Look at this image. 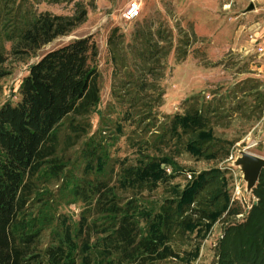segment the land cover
Returning <instances> with one entry per match:
<instances>
[{
	"label": "trees",
	"instance_id": "1",
	"mask_svg": "<svg viewBox=\"0 0 264 264\" xmlns=\"http://www.w3.org/2000/svg\"><path fill=\"white\" fill-rule=\"evenodd\" d=\"M40 1L67 0H0V66L7 54H34L86 14L83 6L71 14L39 10ZM192 32L177 25L174 43L172 27L158 18L137 21L128 41L119 26L109 29L105 46L112 64L110 95L125 106L127 120L150 132L137 142L136 160L123 161L115 171L114 183L103 129L91 130L89 119L99 103L97 46L91 34L49 48L29 63L17 86L18 98L0 104V264H193L200 244L180 248L187 234L195 231L203 238L220 215L240 212L232 205L227 177L219 167L194 173L182 187L173 183L171 196L161 200L144 195L161 182L170 183L179 169L172 155L152 153L161 145L174 140L176 149L206 159L217 157L222 145L209 101L196 99L166 125L155 124L167 57L173 51L177 62L184 59ZM3 41L10 42L8 51ZM75 145L84 174L69 176L64 187L72 200L83 204L78 218L71 222L47 215V199L40 197L45 209L28 213L37 183L63 178V154ZM119 187L132 194L123 197ZM252 193L256 201L244 219L225 226L214 264H264V167ZM49 225L51 237L42 244V231Z\"/></svg>",
	"mask_w": 264,
	"mask_h": 264
},
{
	"label": "rangeland",
	"instance_id": "2",
	"mask_svg": "<svg viewBox=\"0 0 264 264\" xmlns=\"http://www.w3.org/2000/svg\"><path fill=\"white\" fill-rule=\"evenodd\" d=\"M133 0H67L50 3L40 1L37 9H46L55 13L71 14L75 7H85L83 20L65 34L58 35L40 46L32 55L16 57L7 54L0 66L5 73L0 75V104L13 103L18 98L17 86L27 72L29 63L45 50L67 42L68 40L91 34L96 42V67L99 73V103L96 111L89 115L91 130L103 129L102 138L106 141L109 163L113 165L112 182L115 171L123 161L134 162L139 156L137 142L141 137H150L124 116L125 106L113 101L110 95L112 64L105 46L109 29L116 25L124 32L128 41L136 22L143 18L163 19L174 31V43L177 41V25L193 30L192 43L188 53L181 61H176L174 52L168 55L164 76L159 80L163 88L162 103L155 112V124L166 125L175 113H182L197 99L210 102L212 126L215 135L221 140L218 156L206 159L198 157L185 149H176L174 140L169 145H161L152 151L157 155H172L177 162V174L170 183L161 182L152 191L144 195L153 200L171 196L170 185L181 187L192 175L203 169L219 167L227 177V189L232 205L240 209L239 213H223L205 232L203 238L196 232H190L180 247L191 249L200 244L199 255L193 264H214L216 247L228 223L242 221L256 201L244 176L240 156L243 151L255 153L264 158V0H136L139 5L137 17L128 19L125 12ZM252 4V8L248 6ZM6 51L9 41L2 42ZM262 47V50H260ZM196 95V96H194ZM104 116L99 121L98 111ZM119 123L121 128H116ZM143 137V138H144ZM228 155H223L224 150ZM63 178L40 180L36 191L31 194L27 212L38 214L45 209L39 199H47V215L71 222L79 216L83 204L72 200L65 190V179L69 176L84 174V161L79 154V145L66 150L63 154ZM161 166L172 171V167ZM108 168V167H106ZM65 181V182H64ZM119 191L123 197L130 196V189ZM40 197V198H38ZM50 203V206L48 205ZM39 208V209H38ZM52 225L44 228L41 243L48 242Z\"/></svg>",
	"mask_w": 264,
	"mask_h": 264
},
{
	"label": "water",
	"instance_id": "3",
	"mask_svg": "<svg viewBox=\"0 0 264 264\" xmlns=\"http://www.w3.org/2000/svg\"><path fill=\"white\" fill-rule=\"evenodd\" d=\"M250 4L248 8H252ZM240 163L242 164L244 176L248 179L249 188L257 181L261 169L264 167V158L255 153L243 151L240 156Z\"/></svg>",
	"mask_w": 264,
	"mask_h": 264
},
{
	"label": "built area",
	"instance_id": "4",
	"mask_svg": "<svg viewBox=\"0 0 264 264\" xmlns=\"http://www.w3.org/2000/svg\"><path fill=\"white\" fill-rule=\"evenodd\" d=\"M139 14V5L136 0H133L130 2V5L128 6V9L125 12V16L128 19H132L137 17ZM260 50H262V47H260Z\"/></svg>",
	"mask_w": 264,
	"mask_h": 264
}]
</instances>
